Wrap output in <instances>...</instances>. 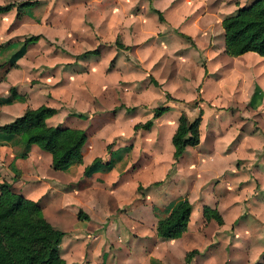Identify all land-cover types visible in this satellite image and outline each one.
Listing matches in <instances>:
<instances>
[{"label": "clouds", "instance_id": "1", "mask_svg": "<svg viewBox=\"0 0 264 264\" xmlns=\"http://www.w3.org/2000/svg\"><path fill=\"white\" fill-rule=\"evenodd\" d=\"M253 2L0 0V65L35 40L0 82V128L19 132L0 185L66 264H264V55L230 54L226 25ZM25 121L85 143L58 161L25 148Z\"/></svg>", "mask_w": 264, "mask_h": 264}, {"label": "trees", "instance_id": "2", "mask_svg": "<svg viewBox=\"0 0 264 264\" xmlns=\"http://www.w3.org/2000/svg\"><path fill=\"white\" fill-rule=\"evenodd\" d=\"M9 7H0V12ZM226 25L229 32L230 54L255 50L264 55L263 0H254L249 8L242 10L238 16L231 19V22H226ZM32 41L35 40L29 42ZM12 91L14 94L13 89ZM42 127V122L32 124L30 121H25L21 125L25 131L37 133L36 137L29 139L26 145L39 143L45 151L52 152L58 161L67 159L63 154L68 152L73 144L79 147L84 142L75 135L55 134L52 130L45 129L37 132ZM0 131L17 136L19 134L15 126L3 127ZM193 131L195 132V129ZM186 207L185 203L176 202L171 208V217L162 224V230L178 220L184 214ZM39 212V208L11 191L6 182L0 185V264H66L55 251L61 233L54 231L42 219L36 221L31 219ZM208 215L209 218H217L216 213L211 211Z\"/></svg>", "mask_w": 264, "mask_h": 264}, {"label": "crops", "instance_id": "3", "mask_svg": "<svg viewBox=\"0 0 264 264\" xmlns=\"http://www.w3.org/2000/svg\"><path fill=\"white\" fill-rule=\"evenodd\" d=\"M264 1V0H263ZM39 7L38 4H28L26 6H23L21 7V10H20V17H24V16H32L34 14V11ZM11 11V7H9L7 10H4V11H1L0 12V15L2 14H6L8 12ZM35 41H32V42H28V44H24L22 46H20V49L19 51H17L11 58L10 60L8 61L7 65H0V67H3L4 68V71L2 73H0V82L2 81H5L7 79V74L8 72L16 66V60L23 56L27 51H28V47H29V44H34ZM16 44L15 42H12L10 43L7 47L8 48H12V47H15ZM14 90V95H13V98L14 100H21L22 97H19L16 95V90L15 88H13ZM12 100H9V101H4L2 98H0V103H11ZM0 141H8L10 143H19V141L17 140V135L15 134H9V133H5V132H2L0 131ZM85 143V141L83 142ZM32 144V143H31ZM31 144H28L26 145L25 144V148H28ZM83 145V144H82ZM81 145V146H82ZM122 157H120L119 159H116L115 162H118ZM7 183V182H6ZM8 188L13 191L12 187L10 185H8ZM15 192V191H13ZM177 202V201H176ZM175 202V203H176ZM174 203V204H175ZM173 204V206H174ZM173 206L169 207V208H172ZM211 219V218H210ZM66 263V262H65Z\"/></svg>", "mask_w": 264, "mask_h": 264}, {"label": "rangeland", "instance_id": "4", "mask_svg": "<svg viewBox=\"0 0 264 264\" xmlns=\"http://www.w3.org/2000/svg\"><path fill=\"white\" fill-rule=\"evenodd\" d=\"M113 155H114L115 160H116V159H119L120 157H122V156L120 155V153H114ZM121 159H122V158H121ZM175 202H176V201H173L172 204H171L169 207L173 206V204H174Z\"/></svg>", "mask_w": 264, "mask_h": 264}]
</instances>
